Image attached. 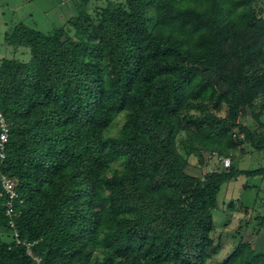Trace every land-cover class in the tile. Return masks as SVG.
<instances>
[{
	"label": "trees",
	"instance_id": "obj_1",
	"mask_svg": "<svg viewBox=\"0 0 264 264\" xmlns=\"http://www.w3.org/2000/svg\"><path fill=\"white\" fill-rule=\"evenodd\" d=\"M89 1L52 32H6L30 58L0 60L18 195L8 215L0 184V264H36L27 243L42 264H264V213L212 261L222 186L264 176L236 163L264 153V0ZM205 153L215 168L190 173Z\"/></svg>",
	"mask_w": 264,
	"mask_h": 264
},
{
	"label": "rangeland",
	"instance_id": "obj_2",
	"mask_svg": "<svg viewBox=\"0 0 264 264\" xmlns=\"http://www.w3.org/2000/svg\"><path fill=\"white\" fill-rule=\"evenodd\" d=\"M109 1L126 3L128 0H90L88 10L94 15L98 8L106 6ZM79 3L81 0H0V60L3 57H18L27 61L30 58L29 49H16L6 40V32L12 31L18 23L25 22L44 33H49L64 25L72 15H77L76 7ZM243 121L251 127L257 125L250 111L246 113ZM120 124L121 118L111 127L110 133L114 134ZM182 152L186 154L187 150L182 148ZM237 154L236 163L240 169L264 166L262 152H255L247 147L245 153L239 150ZM205 158L206 165L201 166L198 156L192 154L189 158L191 163L189 172L201 176L214 169L219 162L216 156L208 153H205ZM218 201V208L214 210L216 229L213 236L219 247L213 255V262L224 261L242 233H245L253 243L263 234V231L260 235L254 233L253 229L256 227L257 216L264 213V176L241 174L236 179L226 182L218 195ZM231 202L234 203L235 209L228 207ZM0 235L8 238L2 229Z\"/></svg>",
	"mask_w": 264,
	"mask_h": 264
},
{
	"label": "built area",
	"instance_id": "obj_3",
	"mask_svg": "<svg viewBox=\"0 0 264 264\" xmlns=\"http://www.w3.org/2000/svg\"><path fill=\"white\" fill-rule=\"evenodd\" d=\"M0 159L3 160L5 158V146L6 142L8 140L9 135V126L8 123L0 109ZM224 167H229L231 165V159L229 157L222 159ZM0 184L3 189V192L8 196V201L6 203L7 205V214L12 215V205L13 201L17 198V192H16V183L13 179L9 178L5 174L0 175ZM11 226L14 225L13 221L10 222ZM32 244L27 243V251L28 253L34 258L36 264H42L41 258L38 255H35L32 251Z\"/></svg>",
	"mask_w": 264,
	"mask_h": 264
}]
</instances>
